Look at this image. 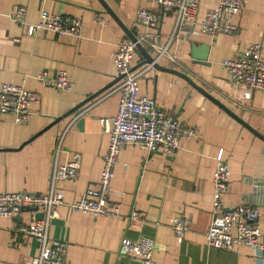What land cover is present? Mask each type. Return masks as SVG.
Returning <instances> with one entry per match:
<instances>
[{"label": "crops", "instance_id": "crops-1", "mask_svg": "<svg viewBox=\"0 0 264 264\" xmlns=\"http://www.w3.org/2000/svg\"><path fill=\"white\" fill-rule=\"evenodd\" d=\"M103 2L121 24L101 0H0V83L24 84L41 97L26 124L0 114V193L48 192L55 161L64 163L79 153V175L59 184L65 203L58 207L59 216L50 226L52 238L69 243L68 264H139L119 248L124 237L143 236L155 239L153 264H264V257L249 247L236 253L209 246L205 237L212 220L218 147L224 148L231 169V191L223 197L225 204L257 208L264 232V93L256 90L246 98L222 65L224 59L242 55L254 42L262 43L264 58V0H245L233 18L239 27L236 33L179 39L169 47L172 58L162 57L156 65L148 66L136 48L134 67H148L139 79L140 94L154 97L160 108L196 128L197 135L182 137L175 155L150 152L137 143L124 146L112 182V199L121 215L94 217L70 205L100 179L110 142L102 119L117 114L120 81L66 114L119 76L113 52L118 43L130 39L124 25L155 56L151 43L166 44L175 24L174 11L156 28L140 23V7L158 10L149 0ZM217 3L200 0L199 20ZM18 6L26 8L25 20L30 23L39 20L42 9L80 17L82 36L48 30L28 35L12 18ZM97 15L107 19L106 26L96 21ZM43 70L67 71L72 89L59 92L41 84L36 75ZM59 143L63 151L56 157ZM133 211L141 214L140 221L130 219ZM35 215L42 218L44 213ZM33 217L28 211L18 219L0 216V264H26L39 253V242L19 230ZM180 217L190 220L183 241L173 229Z\"/></svg>", "mask_w": 264, "mask_h": 264}, {"label": "built area", "instance_id": "built-area-1", "mask_svg": "<svg viewBox=\"0 0 264 264\" xmlns=\"http://www.w3.org/2000/svg\"><path fill=\"white\" fill-rule=\"evenodd\" d=\"M158 10L140 7L137 20L147 27L156 28L163 17L174 11L175 24L172 35L166 44L151 43L155 56L152 66L162 57L172 56L169 47L179 39L197 35L233 34L239 30L233 18L244 7L245 0H218L217 5L208 10L199 20L200 0H149ZM26 8L18 6L12 16L13 20L24 27L28 35L39 30L53 31L61 35L82 36L83 22L80 17H65L61 13H52L46 9L40 12L35 23L25 20ZM96 21L106 26L108 21L102 15ZM143 43L142 38H138ZM137 42L131 39L117 44L113 52V61L117 72L123 75L119 82L121 93L117 114L102 119L104 130L110 136L108 149L104 155V165L100 179L95 187H89L83 195L71 203V208L94 217L120 216V207L112 199V182L115 168L119 162L122 148L128 144H141L150 152L163 150L175 155L180 147L182 137L192 138L197 135L196 128L189 126L172 112L160 108L154 97L144 96L139 91V79L148 67H134L133 59ZM223 67L227 70L231 82L244 90L250 99L254 91L264 93V58L261 42L251 43L242 55L224 59ZM37 80L54 88L56 91H70L72 81L65 70L50 73L43 70L36 75ZM25 81V80H24ZM23 81V83H24ZM40 94L28 89L24 84L0 83V114H10L18 124L28 123L32 116V107L40 102ZM63 151L61 143L56 148V157ZM216 167L213 175V209L212 220L205 237L209 246L238 253L241 247H249L264 257V232L261 230L259 210L246 204L226 205L224 195L231 191V169L224 156V148L218 147L214 155ZM81 167V155L73 153L64 163L55 161L51 188L46 193H34L26 190L0 193V216L18 219L24 212L32 213L33 220L28 225H21L19 230L34 237L40 244L39 253L30 258L26 264H68L67 251L69 243L52 238L50 226L52 219L59 216L58 207L65 203V192L59 188L63 181L76 179ZM42 211V218L36 212ZM133 221H140L141 214L133 211ZM179 241L190 229V220L180 217L173 226ZM155 239L143 236L133 240L124 237L119 252L139 264H153Z\"/></svg>", "mask_w": 264, "mask_h": 264}, {"label": "water", "instance_id": "water-1", "mask_svg": "<svg viewBox=\"0 0 264 264\" xmlns=\"http://www.w3.org/2000/svg\"><path fill=\"white\" fill-rule=\"evenodd\" d=\"M103 5L106 7V9L109 11L110 14H112L115 19L121 24L122 21L119 19V17L116 16V14L113 12V10L107 6L103 0H101ZM124 28L127 31L128 36L130 37V39L133 42H137V48L139 50H141V52L144 54L145 58H146V62L147 63H153L154 62V57L152 55V53L144 46V44L142 42L138 41V37L133 34L129 29H127V27L124 25ZM157 63H155L154 65H156ZM176 73H180L179 71H174ZM182 74V73H180ZM123 77V75L118 76L111 84L107 85L106 87H104L103 89H101L100 91L96 92L95 94L91 95L90 97H88L85 101H83L82 103H80L79 105H77L76 107H74L72 110H70L67 114H72L73 112H75L78 108H80L81 106H83L85 103H87L88 101L92 100L94 97L98 96L99 94H101L104 90H106L108 87H110L112 84L118 82L121 80V78ZM199 87V86H198ZM228 112H231L230 109H227L224 105H222ZM232 113V112H231ZM233 114V113H232ZM234 115V114H233ZM236 118H238L237 116H235ZM249 127V126H248ZM254 133L258 134L253 128L249 127ZM261 136V135H260ZM262 137V136H261ZM264 138V137H263Z\"/></svg>", "mask_w": 264, "mask_h": 264}]
</instances>
